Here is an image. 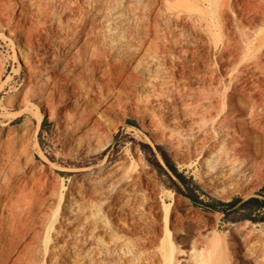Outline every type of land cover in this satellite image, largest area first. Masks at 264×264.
I'll return each instance as SVG.
<instances>
[{
  "label": "bare ground",
  "instance_id": "bare-ground-1",
  "mask_svg": "<svg viewBox=\"0 0 264 264\" xmlns=\"http://www.w3.org/2000/svg\"><path fill=\"white\" fill-rule=\"evenodd\" d=\"M122 1L32 0L34 28L26 27L38 36L40 27H56L65 38L64 45L73 49V102L61 94L63 110L56 124L62 141L86 152L106 147L113 135L106 125L102 131L98 116H104L105 107L123 106L128 97L122 100L119 93L135 91L139 101L149 102L158 111L160 125L180 121L178 132L186 137L188 155L204 162L208 188L218 194L227 184L238 189L252 183L264 173V31L243 38L238 29L244 28L243 22L253 29L264 21V0ZM213 31L221 35L210 66L193 42L201 41L202 34L214 36ZM35 41L32 45L46 54L48 39ZM161 55L172 59L171 72L160 68ZM70 74L65 79L56 73L54 80L49 76L52 88L60 92ZM44 91L40 97L48 105L51 97ZM34 110L39 127L44 111L38 105ZM54 110L50 118L55 117ZM24 113L18 112L16 119ZM28 124L23 130L31 134L35 127ZM173 135L168 137L175 140L178 136L173 139ZM8 143L10 153L0 160V264H190L186 256H191L193 264H232L224 236L198 233L199 228L192 225L201 212L188 198L164 193L157 182L147 178L150 184L138 173L125 175L106 167L87 173L85 187L49 195L43 179L47 177L44 161L49 159L42 147L32 145L25 135ZM22 156L31 163L30 172L22 167Z\"/></svg>",
  "mask_w": 264,
  "mask_h": 264
},
{
  "label": "rangeland",
  "instance_id": "rangeland-1",
  "mask_svg": "<svg viewBox=\"0 0 264 264\" xmlns=\"http://www.w3.org/2000/svg\"><path fill=\"white\" fill-rule=\"evenodd\" d=\"M4 1L5 0L0 1V3L3 2V5L2 3L0 4V160L8 157V147L10 145L8 141H12V139H19L23 135H25L27 139L31 141V144L33 143L32 145L36 146L39 144L49 159L47 161H44L45 169L43 171V173L47 174V177L43 179H45V183L49 185V187L47 186V189L45 190L46 194L48 193L49 195H53L52 193L54 191H57L58 193L68 194L72 191L71 189H74V187H85L86 183L84 180V176L91 171H95L97 168L105 169L106 167V170H115L118 173L125 172V175L138 173L148 183L150 180L153 183L157 182L159 184V189L162 192H174L177 195H182L188 198L192 207L196 211H199L197 213H202L199 214L200 216H197L195 218L194 224L192 225L199 228V230L197 231L198 233L199 231H203L207 236H212L213 233H218L221 236H224L225 238L223 237V242H225L226 239L224 247L226 246L227 253L231 258L232 264H264V204H262L263 206L258 205L259 203H264V173L259 175V177L256 178L257 180L255 179L253 181L254 184L252 182L248 185L238 188L239 190L237 188H234V186L227 184L224 190L222 192H219L218 194L212 191L205 184L206 181L204 178V162L200 159H197L195 154L191 155L189 153L188 155V151H186V144L184 143L186 137L184 138V135L182 136V133L178 132V128L181 124L180 121H166L161 124V126L158 111L153 110L149 102L146 103L145 101H139L137 97L139 94H137L135 91H132V95H130V92L125 91L122 86H119L120 90H124L125 93H119L123 94L120 95L121 99L123 100L125 99V97L129 98V96H131L132 99L127 98L125 99L127 101L123 100L125 103H123V106H118L119 108L117 106L115 107V109H109L105 107L106 111L103 112L104 116H98L100 117V119H102L101 121H103L104 127H102V131L105 132L104 129L107 126V129L111 130L113 141H111L106 147H103L102 149L92 150L90 152H86V150H84V147H76L75 145L73 146V142L67 143L64 140L62 141V133L60 131H56V124L59 120L58 117L63 110L59 102L61 94H67L66 97L69 99L68 102H71V100L73 102V89L71 86V84L73 85V58L71 57L73 56V49L69 50L70 45H64L65 38L63 37V34H61L60 29H57L56 27H53V29L51 26H46L43 28L40 27V29L42 28L41 31L39 29L41 37L38 36L36 30H34L33 32V29H31L34 28V17L33 14H31L33 10L32 0H6L5 4ZM107 1L110 2L111 0ZM135 1L136 0H124L122 2L124 4H133L136 3ZM6 3L8 7L5 6ZM17 6L20 8H18ZM15 7L18 9H15ZM27 9L29 11H27ZM232 14L234 18L235 16L237 17L236 13L232 12ZM237 21V26H239V20ZM18 25H21L22 27L20 26L19 28ZM242 25L244 26V28L242 26H239L238 31L241 30L240 32L242 33L243 38H247L248 36L254 38V36H259V34L264 31V21L258 23V26H255L256 29L254 27L252 29L247 22H243ZM26 26L32 27L28 28ZM30 29L32 31H30ZM219 32L220 31H213L214 36H209L206 34H202L203 36L199 35L198 37L202 40H194L193 42V44L195 45L197 43L201 57L203 59H209L210 63H213V61L215 62V52L219 47H217V45H219L217 38L221 35V33ZM57 34L59 35V37ZM26 35L28 36L26 37ZM37 37L42 41H44L45 39L51 41L49 44L48 41L45 42L47 49L45 50L46 54H42V51L38 50L35 44L32 45V43L37 40ZM32 46H34V48ZM29 47L32 48L31 51ZM66 50L69 52H66ZM53 51L55 52V57H51L54 55ZM57 51L60 54L56 53ZM62 51L63 54L65 53L64 55L62 54ZM37 53L40 54L37 55ZM41 54L43 55V57ZM37 57L39 60L37 59ZM160 57H162V55ZM162 58H159L160 68L163 69L164 72H166L165 70L171 72V69H173L174 65L173 62H170L172 61V59L170 57H167L163 58L162 60ZM43 60H48V62H43ZM53 60L56 62H54ZM49 61L51 62V64L49 63ZM61 61L62 63H60ZM161 62L163 63V65L161 64ZM189 62H192V60ZM212 63L210 64V66H213ZM34 65H38L37 69H35L36 66L34 67ZM161 65L165 67L163 68ZM62 68L63 70L61 71ZM200 68L204 69L203 66H201ZM69 71L71 73L69 74L71 75L72 80L68 78L70 77L68 76ZM55 73L56 75L60 74L62 79H65L66 75L68 76L67 80L64 81L66 82V84L61 83V87H63V89L60 88V92L59 90L57 91L55 88H52L53 84L51 81L55 79ZM49 76H51L52 80L49 78ZM76 76L77 75H75V77ZM45 77L48 78L46 79ZM42 78L45 80H42ZM77 79H79V76H77ZM30 80L32 82L31 84L29 83ZM33 80L36 82H33ZM39 81L42 82L40 83ZM43 82L45 85L43 84ZM45 89L48 91H44ZM41 91H44V93H46V97L48 95V98L51 97V102H49L51 103V105H53L54 103V105H50V108L48 107L50 103L48 102L47 105L45 97H40V94L42 93ZM50 94L54 95V100L52 99L53 95L50 96ZM131 100L132 102L138 103V109L132 106L133 103L130 102ZM35 105H38L42 109V111H44V119L39 127L37 126V112H35L37 110H34ZM51 107L55 109L54 112L56 115L55 117L50 118L49 116L53 112V109H51ZM72 108L73 107H71L70 110H73ZM121 108L125 109V111ZM22 110H25V113L22 117L16 119L17 113L22 112ZM49 110L51 114L49 113ZM70 112L73 113V111ZM112 112H114V114L115 112L117 113L114 115L112 114ZM151 115L153 117L155 116V120H157V117L159 118L157 122L152 118ZM105 119L108 121H106ZM28 123L30 125L32 124L35 127V130L33 129L31 134L26 133L25 130H23V125ZM155 125H159L157 130H155ZM62 130H64V128ZM172 132L175 133V135L172 136L173 139L178 136L177 138L178 140L180 139V142H177V138L175 140H172V138L168 137L173 134ZM162 134H165V136H162ZM30 135L31 139L28 138V136ZM10 138L11 140H9ZM190 138L191 137H187V139ZM170 143L173 144L171 145ZM143 145L151 147L155 154H153V152H151L149 149L144 148ZM179 150L182 152H180ZM186 155H188V157H186ZM37 157L38 159H41L40 155H37ZM165 157L176 168L180 177L177 176V174H175L166 164ZM157 163H160L163 169H159L156 166ZM30 164L31 163L26 159V156H22L21 165L24 169L26 168V171L28 172H30ZM47 165H51L53 167L52 170H50ZM143 166H145L146 170ZM147 168L149 169V174L147 172ZM144 171L146 174H143ZM42 177H45V175L43 174ZM147 178H149L150 180H147ZM201 178L204 181L201 180ZM151 181L150 184L152 183ZM51 185H53L55 188ZM251 199L257 200L251 201ZM191 247L192 242L187 248ZM84 255L86 256V253H83V256ZM185 258L190 264L194 263V260L191 258V256H186Z\"/></svg>",
  "mask_w": 264,
  "mask_h": 264
},
{
  "label": "trees",
  "instance_id": "trees-1",
  "mask_svg": "<svg viewBox=\"0 0 264 264\" xmlns=\"http://www.w3.org/2000/svg\"><path fill=\"white\" fill-rule=\"evenodd\" d=\"M143 147L149 149L151 152H153V154H155L154 151H153V149H152L151 147H149V146H145V145H143ZM165 162H166V164L171 168V170H172L175 174H177V176L180 177V175H179L178 171L176 170V168L170 163V161H168V159H167L166 157H165ZM156 166H157L159 169H163V167L160 165V163H157ZM252 200H257V199H251V201H252ZM262 204H264V203H259L258 205H259V206H263Z\"/></svg>",
  "mask_w": 264,
  "mask_h": 264
}]
</instances>
